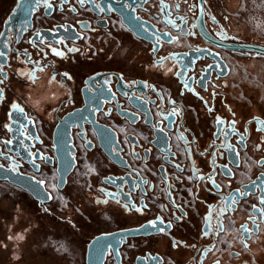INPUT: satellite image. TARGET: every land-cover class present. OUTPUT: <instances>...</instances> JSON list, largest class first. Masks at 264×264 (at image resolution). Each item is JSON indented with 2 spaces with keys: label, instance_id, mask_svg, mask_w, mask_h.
Segmentation results:
<instances>
[{
  "label": "flooded vegetation",
  "instance_id": "1",
  "mask_svg": "<svg viewBox=\"0 0 264 264\" xmlns=\"http://www.w3.org/2000/svg\"><path fill=\"white\" fill-rule=\"evenodd\" d=\"M6 1L10 7L0 14V37L21 0H0V5ZM250 2L204 0L209 32L225 43L264 47V31L252 29L246 20ZM117 11L133 16L145 32L150 31L146 23H151L154 35L163 33L174 40L165 43L157 38L160 46L155 54V47L135 37ZM197 17L198 0H37L32 28L19 39L21 27L11 26L5 41L9 53L6 64L0 63V126L5 132L0 142L1 165L32 176L50 170V166L57 170L53 134L59 120L82 109L85 97L100 87L119 98L122 110L138 116L135 125L122 120L114 102L105 103L96 113L99 123L118 133L121 154L130 169L118 167L105 155L91 126L85 125V131L94 145L92 151L81 139L79 127L73 128L77 166L63 190L69 188L82 163L98 173L88 177L87 195L105 210L115 229L97 235L137 228L158 217L171 224L168 232L128 239L120 249L123 264H137L139 256L146 259L143 264H153L148 253L160 257L157 264H261L252 259L264 258V55L213 46L194 26ZM183 23L187 35L181 34ZM48 37L53 41H47ZM129 43L136 44L138 55ZM199 49L210 50L215 57L206 54L183 72L179 65L185 59L174 57ZM149 60L159 68L170 63L172 87L146 79L145 63ZM207 72L210 79L202 89L201 78ZM91 77L95 79L87 82ZM130 97L149 108L154 125L161 123L167 133L172 154L167 159L152 148L155 133L145 125L146 116L132 106ZM14 104L26 119L33 120L39 137L31 136L29 121L22 125L23 148L18 153L28 148L30 162L6 148L11 142L10 114L17 111ZM31 106L41 125L30 113ZM46 145L50 150L43 149ZM36 166L39 173L34 171ZM126 175L139 183L131 188L120 180ZM109 176L115 179L105 181ZM97 177L100 180L94 185ZM57 181L58 177L56 185ZM40 206L53 214L47 205ZM68 239L76 245L73 236ZM86 251L82 250L80 264H86ZM105 264L118 263L111 254Z\"/></svg>",
  "mask_w": 264,
  "mask_h": 264
},
{
  "label": "water",
  "instance_id": "2",
  "mask_svg": "<svg viewBox=\"0 0 264 264\" xmlns=\"http://www.w3.org/2000/svg\"><path fill=\"white\" fill-rule=\"evenodd\" d=\"M36 10L37 0H21L18 6L9 15L8 21L5 23V29L0 37V53H3V55H0L1 64H6V54L9 53V51L5 48V41L7 40L9 28L11 26L13 28L21 27V30L18 35L20 39L22 37L23 32L27 31V29L32 28V19ZM117 13L122 15L119 11H117ZM122 17L124 24L127 25V27L133 32L135 37L155 47V54L158 51V46H160L156 42L157 38L165 43H171L174 40V38L167 37V34L157 33V35H154L153 33H155L156 30L151 23H146L147 27L150 30L149 33H147L142 29V25L139 23V21H137L133 16L122 15ZM101 26H105V24H101ZM194 26L197 28L199 35L204 40L221 50L237 53L246 51L250 53L264 55L263 46L252 44L225 43L213 36L205 25L204 0H198V17L194 22ZM187 33V24L183 23L181 25V34L187 35ZM58 36H63L66 40L69 41H78L77 37L71 35L60 34ZM47 41L50 42L53 41V39L48 37ZM209 52L211 51L207 49L191 50L187 53L177 55L176 57H174V59H185V62H181L179 66L181 70L186 73L194 67L195 61L205 57V55L209 54ZM209 57L215 56L209 54ZM113 75L118 78L121 77L118 74ZM209 75L210 73L207 72L201 78L202 83L200 84V87L202 89H206V83L210 79ZM220 76L225 77V73L220 74ZM94 79L95 77H91L87 80V82H91ZM138 84H143L145 86L148 85L147 83H143L141 81H139ZM0 92H2L1 89ZM111 94L112 91H107L100 87V90L95 91L93 93H89L85 97V106L82 109L69 113L63 119L59 120V123L56 126L53 134V146L57 157L58 174V181L56 186L59 191H63L65 189L68 183V177L71 175V173L77 166V150L74 146V139L72 136V129L76 127H79V129L81 130V133L79 135L81 139L86 142V147L89 151H92L94 149V145L92 142L88 141L86 137L85 125H89L94 129L95 133L98 136L100 147L108 158H110L118 167L126 169L131 168V166H129V164L121 154L123 152V149L121 148V145L118 142V133L113 130V128H111L110 126L99 123L96 118V113L104 108L105 103L114 102L118 103L117 114L122 120H127L132 125L137 124L138 116L133 114L132 112L122 110L121 104H119V98L116 96H111ZM129 101L136 110L146 116L145 125L151 127L155 133V139L152 141V148H155L160 153L166 155L165 159H167L170 155H172L170 153L171 147H169V137L167 133L161 129V123L154 125L152 112L149 110V108H145L144 105L138 101V98L130 97ZM10 120L11 142H8L6 144L7 151L14 153L17 157L22 156V158L26 162H30V159L28 157V148L26 149V151H21L20 153H18V151L22 150L21 148H23L22 141L24 138L22 136V125H26L28 121L30 122L29 130L31 132V136L39 139L35 128V123L33 122V120L26 119V114L24 112L20 114V112L18 113V111H13L10 114ZM131 137L132 136H129V139ZM133 145L139 146L138 143H133ZM0 155H2L1 149ZM150 155L151 150L146 151V162L149 161ZM36 158H39L38 154H36ZM46 158L50 159L49 156H46ZM137 160L140 161L141 157H138ZM46 163L49 165H53V162L51 161H46ZM163 169V166L159 167V171L163 172ZM34 171L35 173H39V166L34 167ZM111 179L115 178L113 176H109L107 179H105V181H109ZM120 180H122L124 183H128L131 188H133V184L135 182L139 183V180L133 181L130 175H126ZM0 182H6L12 186L22 189L23 191L31 195L32 198L37 201L39 205H46L50 203L53 199V194L48 190L46 182L44 180L36 179L35 176L32 175L22 174L19 171L13 170L12 168H8L1 164ZM123 191L124 190H122V192ZM125 196L129 198V195ZM127 202L130 201L127 200ZM152 222H155V225H153ZM170 229L171 224H164L163 219L161 217H158L156 220L145 223L137 228L124 229L112 233H104L97 235L89 242L87 246L86 264H105L107 256L111 254L114 255L118 264H123L120 249L123 247L124 244L127 243L128 239L150 237L161 234L163 231L168 232ZM240 230L242 231V228ZM147 258H150V260L154 261L153 264H157L158 262L162 261L161 259H159V256H152L149 253L147 254ZM144 260L146 259L139 256L136 261L137 264H143L142 261ZM214 264L221 263L215 262Z\"/></svg>",
  "mask_w": 264,
  "mask_h": 264
},
{
  "label": "rangeland",
  "instance_id": "3",
  "mask_svg": "<svg viewBox=\"0 0 264 264\" xmlns=\"http://www.w3.org/2000/svg\"><path fill=\"white\" fill-rule=\"evenodd\" d=\"M247 4V10L250 9L247 12V23L252 29L264 31V0H251ZM9 5L8 1L0 5V14L3 10L7 11ZM129 47L135 52L134 55H138L135 43H129ZM148 57H151L150 53ZM169 64L159 68L149 60L145 63L146 79L158 85L172 87L170 79L174 77V71ZM223 88L225 90V86ZM261 88L264 92V87ZM29 109L41 125L42 121L34 108L31 106ZM205 126L206 122L201 124L202 128ZM4 136L5 132L0 126L1 143ZM49 147L46 145L43 149L50 150ZM49 168L50 170L33 176L44 180L53 194L52 201L46 204L53 214H47V210L27 192L21 193L10 184L0 182V264H80L82 250L86 251L93 236L115 229L106 219L108 215L105 210L95 206L93 198L87 195L90 184L88 177L98 174L92 167L82 163L66 191L57 189L56 167ZM98 177L93 182L94 185L100 180ZM71 222L72 225L69 224ZM69 236H73L76 245L69 241ZM252 260L264 264L263 257Z\"/></svg>",
  "mask_w": 264,
  "mask_h": 264
},
{
  "label": "snow or ice",
  "instance_id": "4",
  "mask_svg": "<svg viewBox=\"0 0 264 264\" xmlns=\"http://www.w3.org/2000/svg\"><path fill=\"white\" fill-rule=\"evenodd\" d=\"M50 6H51V5L49 4V7H50ZM54 51H55V50H54ZM56 54H57V55H62V53H59V52H57ZM0 55H3V53H0ZM0 97H2V92H0ZM12 107H13V110H17V111H21V112L23 111L22 109L19 108L18 105H15V104H14ZM9 143H10V141H9ZM152 223H153V225H155V222H152ZM244 231H248V230H247V229H244Z\"/></svg>",
  "mask_w": 264,
  "mask_h": 264
},
{
  "label": "crops",
  "instance_id": "5",
  "mask_svg": "<svg viewBox=\"0 0 264 264\" xmlns=\"http://www.w3.org/2000/svg\"><path fill=\"white\" fill-rule=\"evenodd\" d=\"M2 183L6 184V185L9 184V183H6V182H2ZM11 187L16 188V189L19 190L21 193H22V191H23L22 189H20V188H18V187H15V186H12V185H11ZM23 193H25V192L23 191ZM20 195H22V194H20ZM20 195H19V198L21 197ZM19 198H18V199H19Z\"/></svg>",
  "mask_w": 264,
  "mask_h": 264
},
{
  "label": "trees",
  "instance_id": "6",
  "mask_svg": "<svg viewBox=\"0 0 264 264\" xmlns=\"http://www.w3.org/2000/svg\"><path fill=\"white\" fill-rule=\"evenodd\" d=\"M36 204H37V203H36ZM38 207H39V208H42V207H40L39 205H38Z\"/></svg>",
  "mask_w": 264,
  "mask_h": 264
}]
</instances>
